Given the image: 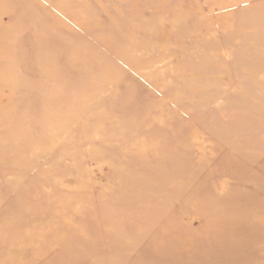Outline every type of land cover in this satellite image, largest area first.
<instances>
[{"label":"rangeland","instance_id":"obj_1","mask_svg":"<svg viewBox=\"0 0 264 264\" xmlns=\"http://www.w3.org/2000/svg\"><path fill=\"white\" fill-rule=\"evenodd\" d=\"M0 264H264V0H0Z\"/></svg>","mask_w":264,"mask_h":264},{"label":"bare ground","instance_id":"obj_2","mask_svg":"<svg viewBox=\"0 0 264 264\" xmlns=\"http://www.w3.org/2000/svg\"><path fill=\"white\" fill-rule=\"evenodd\" d=\"M6 56H8V55H5L4 57H6ZM10 58V57H9Z\"/></svg>","mask_w":264,"mask_h":264}]
</instances>
